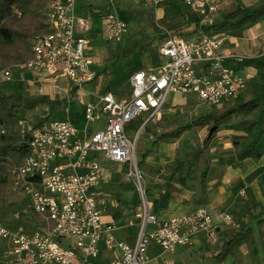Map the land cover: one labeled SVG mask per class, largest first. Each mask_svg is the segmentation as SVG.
Masks as SVG:
<instances>
[{
  "label": "built area",
  "instance_id": "1",
  "mask_svg": "<svg viewBox=\"0 0 264 264\" xmlns=\"http://www.w3.org/2000/svg\"><path fill=\"white\" fill-rule=\"evenodd\" d=\"M81 1L48 0V30L34 37L28 60L0 69V82L12 79L13 68L39 79L44 73L54 80H68L78 88L92 82L96 74L90 67L86 36L92 23L89 17L76 15ZM103 1L113 4L122 0ZM149 1L157 5L165 0ZM181 1L192 7L200 17L199 25L206 27L215 22L223 0ZM101 20L106 41H119L127 32L126 24L114 12L103 14ZM164 33L158 64L132 73L127 97L106 92L98 103L85 106L86 122L102 116L103 128L89 132L61 119L39 125L20 123V138L28 151L11 171L10 191L30 198L34 227L13 229L0 220V264H96L91 260L100 253V241L114 253L106 264H146L151 243L173 252L179 245H191L199 233L215 240L217 223L204 209L167 220H158L151 213L136 146L146 125L161 118L169 94L194 95L201 104L214 108L240 95L249 77L228 61L240 63L246 58L225 52V33H194L189 38L167 30ZM138 118L141 123L133 127L131 135L129 125ZM99 154L111 162L129 164L128 176L140 193V209L135 214L138 231L132 246L118 241L114 225L102 221L104 201L99 186L104 167Z\"/></svg>",
  "mask_w": 264,
  "mask_h": 264
},
{
  "label": "crops",
  "instance_id": "2",
  "mask_svg": "<svg viewBox=\"0 0 264 264\" xmlns=\"http://www.w3.org/2000/svg\"><path fill=\"white\" fill-rule=\"evenodd\" d=\"M165 1L172 3L177 0ZM155 6L154 22L156 23L162 17L163 9L158 5ZM156 25L158 30H156L155 38L151 39V44H157L159 46L163 40L160 38V35L164 33L166 28L158 23ZM93 28L94 25L92 24L89 33ZM193 35L194 33L190 34L188 38ZM226 35L224 50L227 54L251 58L257 56L255 52L260 48L263 49L261 53L264 52V19L255 24L247 25L235 35ZM157 58L159 62L160 57L158 51ZM91 60L92 66L95 62L92 58ZM234 62V60H230L228 61V65L233 67ZM236 63L238 65L236 69H239L240 72L249 78L254 75L255 69L253 67H240V63ZM151 66H154L153 63L144 65L140 69ZM17 70L22 77L28 75L31 78L29 83L30 94L28 95L44 96L48 92L52 96L58 93L57 87L53 90L50 87L49 91H46L40 87L39 80H32L33 77L29 74L30 72L20 69ZM95 79L87 85L93 83ZM62 83L68 86V88L66 87L64 89V92L67 94L75 90L77 97L80 98L81 104L84 105V121L82 122V119L80 120L82 125H77L74 121H68L79 129L86 128L89 132L103 128L105 118L102 116L95 120L97 122L93 126V129H89L88 124L90 122H86L85 120V106L88 103H97L101 96L96 102L90 101L86 103V98L89 95L96 94L94 93L95 91H90L91 89L85 86L78 88L68 80H63ZM96 86L98 87V84H95ZM106 92H112L119 98L127 97L130 94L129 79L124 84L115 89H109ZM203 108L196 113V117L210 111L207 107L205 109ZM175 112V109L169 107L167 103L163 110L161 120L165 117L170 119ZM161 122L149 124L147 128L145 127L147 133L145 141L141 144L138 155L136 154V160L139 161V163L137 162L139 171L143 174V180H145V195L150 204V211L158 220H167L174 216L190 214L204 209L212 217L214 222L217 223V236L215 240H210L204 233L196 234L192 238L191 245H179L173 252L163 251L159 245L151 243L147 249L148 261L146 264H165V262L169 261L170 264H264V215L262 217V223H258L257 220L251 223L252 233L248 241L235 247L222 260L217 261L214 258L220 251L223 241L226 239L227 230L232 228L238 220L247 219V215L244 213L245 209L250 208L251 212L256 214L259 212L260 204L264 203V139L259 146L261 155L257 161H252L251 159L234 161L230 136L240 133L235 130V124L238 122V119L235 118L221 125L213 134L206 157L207 161L193 163L190 161V157L195 149H192V151L190 149L189 152L184 153L178 152L176 141L170 143L171 139L159 141L151 147V136L160 135L156 134V131L161 130L160 127H157ZM205 129H207V126H202L201 131L203 132ZM169 132L165 131L163 133ZM202 140H199L198 143ZM101 162L104 167V177L99 186V192L104 201L102 221L114 225L115 229L113 234L118 241L132 246L136 240L138 231L135 214L139 211L140 206L136 210L135 206L132 207V205L122 201L123 205L121 209H116L121 202L119 192L110 191L109 186L121 178L118 170L120 165H115L105 159H101ZM105 165L110 167H105ZM109 206L114 208L110 212H108ZM225 216L231 217V220H226ZM126 227L133 229L132 237H129L130 232L127 233L128 235L126 234L127 237L123 233H118ZM99 248L100 253L98 257L93 258L91 261L96 264L108 263L114 256V253L106 249L103 241L99 242Z\"/></svg>",
  "mask_w": 264,
  "mask_h": 264
},
{
  "label": "trees",
  "instance_id": "3",
  "mask_svg": "<svg viewBox=\"0 0 264 264\" xmlns=\"http://www.w3.org/2000/svg\"><path fill=\"white\" fill-rule=\"evenodd\" d=\"M48 0H0V69L10 68L16 64L28 60L31 55V45L34 37L48 30L46 19V8L44 2ZM181 0L169 3L163 1L158 3L163 9V15L156 23L162 25L172 34L185 35L203 33L215 35L220 33H236L243 30L247 25H252L264 19V0H256L254 3L245 5L237 3L236 9L230 14L215 21L210 26H200V17L195 12H185L182 9ZM155 22L153 27L158 30ZM193 28V30H192ZM187 30L186 32H184ZM165 33L160 35L163 39ZM145 44L151 45V38L142 36L130 42L122 52L115 54V57L130 53L132 48ZM153 65L158 64L157 52H152ZM250 66L255 73L248 79L246 88L237 97L228 100L225 107L216 111L207 112L194 118L190 123L169 133H162L158 136H151L152 146L159 141L169 137H178L187 129H195L207 126L219 128L232 117H239L235 124V130L240 132L230 136L233 147L234 161L251 159L257 161L261 155L259 146L264 139V52L255 57L246 58L240 62V67ZM41 95H20L4 93L0 91V193L5 192L11 183V174L14 167L18 166L27 154L28 147L20 138L19 110L36 107L45 101ZM49 119L38 118L35 125ZM141 121L136 120L129 125L138 127ZM149 126L146 125V128ZM213 134L207 135L197 144L192 152L190 161L193 163L207 161V153ZM10 176V178H9ZM246 220H238L236 224L227 230L226 239L223 241L220 251L214 256L219 261L232 252L245 241H248L252 233L251 223L257 220L262 223L264 215V203L260 204L259 212L254 214L250 208L245 209Z\"/></svg>",
  "mask_w": 264,
  "mask_h": 264
},
{
  "label": "rangeland",
  "instance_id": "4",
  "mask_svg": "<svg viewBox=\"0 0 264 264\" xmlns=\"http://www.w3.org/2000/svg\"><path fill=\"white\" fill-rule=\"evenodd\" d=\"M239 2L246 5L253 2V0L220 1V12L215 18V21H219L222 17H225L226 15L233 12L236 9L237 3ZM180 3L183 11H192V7L186 4L184 1H180ZM46 6L47 2H44V8H46ZM109 11L114 12L119 17V19L122 20L127 26V32L121 37L119 41H106L100 33V26L102 24L101 15ZM155 11V4L149 0H122L113 4H109L103 0H83L81 2H78V4L76 5V15L89 17L91 23L94 25L92 31L89 34H86L91 43V48L87 51V54L95 62L91 66V70L96 72L95 74H97V77L95 81L90 85H87L88 83H86L83 86L91 89L90 91H95L94 93L96 94L89 95L88 98H86V103L90 101L96 102L98 98L105 94L106 91H109V89H115L116 87L127 82L130 75L134 71L139 70L144 65L153 63L152 52L156 53L158 51L157 44H151L150 46H146L145 44H143L141 46H138L137 48H132L130 53L120 55L119 57H115L114 54L122 52L126 47L130 45V42L134 39L140 38L142 36H148L151 39L155 38L156 30L152 24L154 22ZM186 31L187 30H185L184 32ZM194 33H197V31H195ZM236 33L226 34L235 35ZM189 35L190 34H185L183 36L188 37ZM262 50V48L256 50L255 54L260 55ZM237 66V63L234 62L233 67L237 68ZM29 74H31V76L33 77L32 80H39L38 82L41 88L49 91L50 87L52 90L57 87L58 93L51 96L47 92L43 96L44 98H46V100L39 103L36 107L19 110V115L23 118L20 123H22L23 125L29 123L35 124L38 118H45L46 116H49V119H47L46 121L50 119H61L74 121L77 123V125H82V122L84 121V105L81 104L80 98L77 97V93L75 92V90L66 94L64 92V89L66 87L68 88V86L62 83V79L54 80L46 76V74L44 73L39 79L32 73ZM30 79L31 78L28 75L22 77L18 73V70L14 69L12 73V79L10 81L0 82V91L4 93H14L17 95H28L30 94ZM95 84H98V87H95ZM167 103L169 104V107L175 109L176 112L170 119H167V117H165L162 120L160 118L156 122L150 123L155 124L159 121H162L161 123H159L160 126H157L160 127L161 130H157L156 134H161L165 131L169 132L170 130L173 131L177 127H181L185 124L190 123L194 118H197L195 116L196 113L203 107V109H205V107L209 108V112L216 111L217 109V107L214 108L212 106L206 105H203V107H201L202 104L197 100L196 96L190 95L185 97L178 93L169 94L167 96ZM225 105V103L222 104L221 106H219V109L225 107ZM235 118L239 119V117H232L228 121L234 120ZM137 120H139V118ZM96 122L97 121L90 122L88 124L89 129H93V126L96 125ZM128 129V133H130L131 135L134 134L135 130L133 127ZM201 129L202 126L195 129H187L183 131L178 137H169L168 139H171L170 143L176 141L178 152H189L190 149L192 151V149L194 150L196 148L199 140L204 139L207 135H209L208 127L203 132L201 131ZM215 131H213L212 134H214ZM146 134V129H144L138 137L136 146L137 155L141 149V144L145 141ZM150 141L152 147V139ZM97 158L101 165V159H105L115 165L118 164L109 161L102 154H99ZM137 162L139 163V161ZM118 166L119 175L121 178L118 181L111 183L109 186L110 191L119 192L121 202L119 203V207L117 206L116 209H121V206L123 205L122 201H125L129 205H132V207L135 206L136 210H138L140 206V204H138L140 193L136 189L134 179L128 176L130 166L129 164H118ZM105 167L110 166L105 165ZM141 175L143 177L142 173ZM108 209V212H110V210L114 208L109 206ZM33 215L34 213L30 198L25 196L23 193H12L10 191L9 181V186L7 187L5 192L0 193V220L9 228L17 229L24 227L27 229H31L34 227ZM118 233H123L125 237H127V233H129V237H132L133 229H129V227H126L120 230Z\"/></svg>",
  "mask_w": 264,
  "mask_h": 264
},
{
  "label": "water",
  "instance_id": "5",
  "mask_svg": "<svg viewBox=\"0 0 264 264\" xmlns=\"http://www.w3.org/2000/svg\"><path fill=\"white\" fill-rule=\"evenodd\" d=\"M215 130H216V127H215V126L212 127V128L209 130V135L212 134V132L215 131Z\"/></svg>",
  "mask_w": 264,
  "mask_h": 264
}]
</instances>
